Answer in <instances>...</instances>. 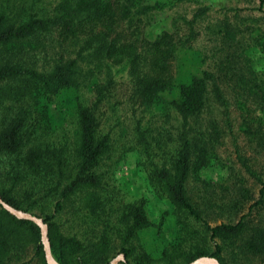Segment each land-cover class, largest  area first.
Masks as SVG:
<instances>
[{
  "label": "trees",
  "instance_id": "obj_1",
  "mask_svg": "<svg viewBox=\"0 0 264 264\" xmlns=\"http://www.w3.org/2000/svg\"><path fill=\"white\" fill-rule=\"evenodd\" d=\"M254 1L215 16L201 0H0V201L41 218L58 264H264ZM190 52L197 71L182 76ZM129 152L166 204L156 221L146 197L110 185ZM213 161L224 176L202 178ZM0 264H46L38 226L1 203Z\"/></svg>",
  "mask_w": 264,
  "mask_h": 264
},
{
  "label": "rangeland",
  "instance_id": "obj_2",
  "mask_svg": "<svg viewBox=\"0 0 264 264\" xmlns=\"http://www.w3.org/2000/svg\"><path fill=\"white\" fill-rule=\"evenodd\" d=\"M202 4L210 3L212 5L213 12L216 14L219 12L218 7L221 6H228V7H245V6H256V1L250 0L249 3L247 0H201ZM185 8V9H183ZM192 4L191 3H182L175 7V11L180 14L183 10L188 11L191 10ZM264 9V4H263ZM245 13V12H244ZM252 15H259V12L253 11L251 12ZM155 22L152 24L151 28L148 30L150 34L153 33L154 30L160 28L158 26L156 28ZM161 26H165L164 23H161ZM206 44L204 40L201 38L198 39L193 47L195 49H199L201 45ZM194 49V51H195ZM193 52V51H192ZM186 53L181 56L180 63L182 62V66L180 67L181 75H185L187 73H194L197 71V63L196 59L191 55V53ZM249 55L251 57L253 67L258 71L262 78H264V55L259 53L255 49L249 51ZM179 73L178 71H176ZM68 94V93H66ZM52 107V105L50 106ZM54 119L60 120L61 113L56 109L52 108ZM60 113V114H59ZM264 118V110L260 114ZM225 174L224 169H221L215 161L211 162L208 167L201 170L200 175L202 178L210 179L211 181H216L221 179ZM144 173L135 165V156L132 153H126L123 158L115 165V170L113 174V181H111L110 185L114 186L115 189H119V191H123L125 193H129L128 195H134L135 197H146L148 199V208H149V218L151 220L156 221L161 212L164 211L167 207L166 204L163 203L161 200L153 199L148 191L147 185L143 180ZM41 219V218H40ZM60 222H62L65 218H59ZM149 232L142 235V241L146 246L147 250L150 251L152 254L156 253V243L157 241L152 239V235H148ZM164 235L169 237L170 235V228L164 229ZM116 256V255H115ZM112 259V258H111ZM110 259V260H111ZM109 260V261H110Z\"/></svg>",
  "mask_w": 264,
  "mask_h": 264
},
{
  "label": "water",
  "instance_id": "obj_3",
  "mask_svg": "<svg viewBox=\"0 0 264 264\" xmlns=\"http://www.w3.org/2000/svg\"><path fill=\"white\" fill-rule=\"evenodd\" d=\"M0 203L2 204L3 208L5 210H7L8 212H10L11 214H13L19 218L29 219V220L33 221L38 226V228L40 230V240H41L42 250H43L44 259H45L46 264H58L52 258L51 254H50L49 244H48V240H47V236H46V226L42 222V220L39 217H36L30 213L16 210V209L10 207L9 205L2 203L1 201H0ZM122 260H123L122 255L117 254L108 262V264H116L118 261H122ZM190 264H218V262L211 257L201 256V257L194 259Z\"/></svg>",
  "mask_w": 264,
  "mask_h": 264
}]
</instances>
